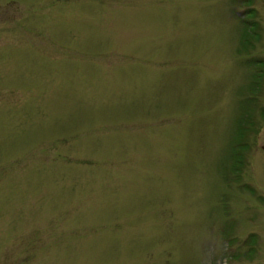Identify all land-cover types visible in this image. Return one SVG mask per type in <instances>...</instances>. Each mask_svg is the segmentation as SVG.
I'll use <instances>...</instances> for the list:
<instances>
[{
	"label": "rangeland",
	"instance_id": "rangeland-1",
	"mask_svg": "<svg viewBox=\"0 0 264 264\" xmlns=\"http://www.w3.org/2000/svg\"><path fill=\"white\" fill-rule=\"evenodd\" d=\"M0 264H264V0H0Z\"/></svg>",
	"mask_w": 264,
	"mask_h": 264
}]
</instances>
